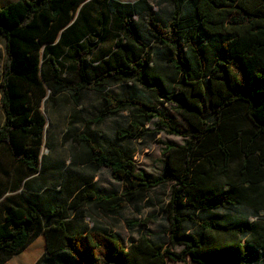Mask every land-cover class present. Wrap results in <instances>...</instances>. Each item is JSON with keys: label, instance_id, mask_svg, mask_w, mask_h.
<instances>
[{"label": "trees", "instance_id": "1", "mask_svg": "<svg viewBox=\"0 0 264 264\" xmlns=\"http://www.w3.org/2000/svg\"><path fill=\"white\" fill-rule=\"evenodd\" d=\"M165 1L173 7L171 17L165 22L151 17L146 35L133 19L150 12L148 0H20L0 7L7 54L0 73L5 115L0 148L25 169L26 177L39 173L47 128L41 109L51 99L49 93L69 90L78 101L83 91L93 90L104 104L95 123L123 111L132 116L129 128L119 129L103 147L87 135L78 136L87 147L85 166L93 175L108 169L122 191L102 194L91 181H83L67 190L68 209L95 207L115 218L127 206L141 204L153 189L172 184L163 209L169 224L166 248L147 234L126 248L120 237L99 225L72 232L59 206L45 210L31 201L27 207L0 206V264L33 253L28 264H166L167 259L184 263L186 257L196 264L263 263L264 227L243 214L230 218L218 212L245 205L256 208V214L264 210V0ZM90 7L97 10L99 36L111 31L105 27L109 19L119 34L115 49L95 65L87 63L94 43L68 41ZM63 45L75 79L64 78L54 59ZM152 46L164 50L165 65L176 73L172 92L162 77L150 73ZM115 81H135L177 104L193 132H182L147 102L105 92ZM150 123L157 129H147ZM161 130L188 140L167 144L165 175L155 179L137 172L123 144L155 137ZM19 187L17 182L12 189ZM37 241L44 247L40 256L32 249ZM177 248L180 253L173 251Z\"/></svg>", "mask_w": 264, "mask_h": 264}, {"label": "rangeland", "instance_id": "2", "mask_svg": "<svg viewBox=\"0 0 264 264\" xmlns=\"http://www.w3.org/2000/svg\"><path fill=\"white\" fill-rule=\"evenodd\" d=\"M20 0H0V7L11 2ZM124 3H133L136 0H118ZM151 10L142 18L134 17L136 28L143 35L147 33L146 22L152 17L159 22H165L171 17L173 7L165 0H148ZM187 2V0H186ZM182 6V14L186 8ZM98 8V6H97ZM97 10L90 7L79 20L77 26L69 34L68 41L75 39L79 44L89 41L96 46L88 57V64H97L107 59L109 54L115 49V41L119 34L113 27L111 19L108 21L107 29H111L104 37L99 36V23L96 18ZM5 40L0 37V73L6 61ZM152 75H158L168 84L169 91L172 92L173 80L176 73L165 65L163 60L164 50L157 46H152ZM54 59L59 62L63 70V77L67 80L75 79V70L71 63V58L67 53L66 45L58 47L54 51ZM105 92H110L118 98L139 99L147 102L152 107L162 111L165 116L172 119L174 125L184 133H192L193 129L183 119L176 110L177 104L170 103L163 96H159L155 91L143 86L135 81L123 82L115 81L104 88ZM51 99L42 107V113L47 120V128L44 135L43 146L41 148V158L39 173L26 177L25 169L15 162L6 148H0V206L8 208L20 205L27 207L31 201L40 203L41 208L48 210L53 206H59L64 212L67 221H70L72 232H80L85 227L99 225L114 233L124 242L125 247L139 240L140 235L147 234L150 238L164 247L169 246L167 231L169 229L168 220L164 207L171 195V183H166L153 189L147 194L145 200L138 206H127L122 214L115 218L107 217L101 210L95 207H83L72 211L68 209L70 197L68 189L80 186L83 181H91L95 189L102 194L121 193L122 187L111 178L110 171L100 168L96 175L85 166L84 159L87 147L78 140L79 135H87L96 144L101 146L106 140L112 139L121 128H129L132 116L129 111L120 112L110 116L102 123H95V119L103 109V100L97 91L85 90L81 93L79 100H75L72 91H64L56 96L49 93ZM175 98L181 101L178 92L174 93ZM1 100V91H0ZM207 117H210V112ZM5 121V115L0 104V127ZM150 131L157 129L152 123L146 125ZM188 138L169 135L165 131L159 132L155 137H145L139 140H127L123 148L133 159L137 172H142L151 178H160L165 175L164 162L166 160L165 149L167 144L183 145ZM231 169H236L234 166ZM69 177V182L65 181ZM219 182H225L220 175H216ZM20 182V187L13 190L12 187ZM256 208L245 205L235 211L224 209L218 212L219 215H227L235 218L237 215L249 217L250 223L264 227V210L256 214ZM46 225L48 220L42 218ZM32 249L39 252V256L44 253L43 244L35 242ZM180 253L181 249L173 250ZM63 255V254H62ZM35 257L29 254L22 259H18L11 264H28ZM3 255L0 254V260ZM264 259V254H263ZM166 264H196L190 257H186L184 263L166 260ZM264 264V261L263 263Z\"/></svg>", "mask_w": 264, "mask_h": 264}, {"label": "water", "instance_id": "3", "mask_svg": "<svg viewBox=\"0 0 264 264\" xmlns=\"http://www.w3.org/2000/svg\"><path fill=\"white\" fill-rule=\"evenodd\" d=\"M82 6H83V5H82ZM82 6H81V7H82Z\"/></svg>", "mask_w": 264, "mask_h": 264}]
</instances>
